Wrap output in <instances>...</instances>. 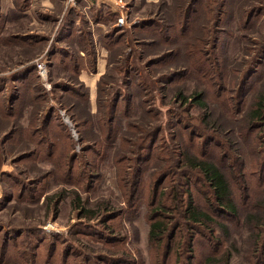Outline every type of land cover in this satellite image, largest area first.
I'll list each match as a JSON object with an SVG mask.
<instances>
[{"label": "rangeland", "instance_id": "obj_1", "mask_svg": "<svg viewBox=\"0 0 264 264\" xmlns=\"http://www.w3.org/2000/svg\"><path fill=\"white\" fill-rule=\"evenodd\" d=\"M97 3L0 0V264H264L245 222L264 122L244 118L264 93V0H122L121 27ZM195 154L225 169L237 218L184 176ZM188 190L215 236L186 229Z\"/></svg>", "mask_w": 264, "mask_h": 264}, {"label": "trees", "instance_id": "obj_2", "mask_svg": "<svg viewBox=\"0 0 264 264\" xmlns=\"http://www.w3.org/2000/svg\"><path fill=\"white\" fill-rule=\"evenodd\" d=\"M27 8H28V6H25L22 9V11H24ZM0 26H1V24H0ZM1 28H2V26H1ZM26 69H27V71L23 74V76H25L27 73L28 74L34 73V70H35V69L33 70L32 68H31V70H30V68H26ZM21 78L22 77L19 74V76L15 80L17 82H20ZM23 95L26 96V93H22L21 95L19 94V95L12 96L10 98V104L13 105V102H16L19 99H21L23 97ZM179 96H182V95L179 94ZM192 101H194V104H198V105H200L203 102L201 95L194 96ZM116 107H118V106L116 105L115 108ZM116 114H117V111L115 109L113 110V108H112L110 110V113H109V115H111L109 118L114 117V119H115ZM245 117H246L245 121L249 122L250 126H253V127H260V125L264 122V93H263L262 97L260 98L258 104H256V108L253 111L250 110L249 113L248 112L245 113L244 118ZM35 133L36 132L34 131V134ZM37 134H39V133L37 132L35 134V136H37ZM26 136L31 138L29 135H26ZM203 137H205V136H203ZM45 141L46 140H45L44 136H42V138L40 140H38L40 146ZM50 147H51V145H50ZM52 153H54V152H52ZM205 155H207V154L205 153ZM33 156H34V154H33ZM193 156L194 157H189V158L184 157L183 161L185 162L186 166H188V170L184 173V176L185 177L187 176L190 179H197V180L205 183L207 185V187L210 188L211 198L213 201H215L214 210L216 212V215L218 213H221L223 215L225 213H229V215H234L233 217L237 218L239 215V209H238V206L236 205V203L233 201L234 193L232 191V187L230 186V183L227 180V177H226L227 173L224 172L225 169H223V167L216 166L212 161L207 160L206 158H203L199 155L195 154ZM51 161L53 162V160H51ZM190 170L199 171V173L195 174L194 172H189ZM190 179L186 183V185L188 186L187 189H190V187H191ZM172 189H174V187H172ZM257 195L259 196L260 199H263L262 201H260V199L258 198L260 201L259 204L257 205V207H258L257 211L258 212L257 211L251 212V214L249 216H247V218H245V222L249 226V229L251 231L250 238L253 239L255 244L257 245V250H260L264 246V237H262V235L264 233V229H263L264 228V192L263 193L258 192ZM174 197L176 199V203H175L176 207L179 208L181 205V202L183 201V198L182 199L180 198V194L178 192L175 194ZM188 198H189V200H187V202L184 201L183 202L184 204L181 205V208H183V209L179 208L181 210V214L183 215L184 219L187 221L186 222V224H187L186 229L188 230V232L189 231H201V224H203L204 227H206V231H208L212 236H215L218 233L217 232L218 222H216L214 220L213 216L210 215L211 211L206 209L210 206V204L206 208L198 207L195 204L196 202L192 198V194H191L190 190H188ZM165 201H166V196L163 198V202H165ZM159 206L154 208V210L152 212L153 214H156L159 211L164 212V210H162V208ZM177 208H175V209H177ZM164 209H166V208H164ZM162 216H163V213H162ZM164 216H165V214H164ZM166 225H168V224H166V223L163 224V223H159L156 221L153 222V220H152L151 231H150L151 240H158L160 237H163V235H161V234L165 233V231H166L165 226ZM220 226H222L224 228V231L227 234V232H228L227 225L226 224L225 225L220 224ZM170 233H171L170 235H172V238L173 237L176 238V236H175L177 233L176 230L175 231L172 230ZM171 245L168 244L165 248H163V250H161L162 251V259L165 256L166 261L168 260L169 256H172V254H173V251H172L173 247ZM261 246H262V248H260ZM174 255L176 256V254H174ZM207 261H210V260L208 259ZM227 261H226V264H229L230 259L228 262Z\"/></svg>", "mask_w": 264, "mask_h": 264}, {"label": "built area", "instance_id": "obj_3", "mask_svg": "<svg viewBox=\"0 0 264 264\" xmlns=\"http://www.w3.org/2000/svg\"><path fill=\"white\" fill-rule=\"evenodd\" d=\"M67 6L74 8L75 6H77L79 4V2L81 0H65ZM116 5L119 8V13H120V17L118 19V26L121 27L122 25H124V21H125V17H124V12H123V8H124V4L122 3V0L116 1ZM39 69V73L41 76L45 77L46 76V71L44 69V64H39L38 66ZM44 69V70H43Z\"/></svg>", "mask_w": 264, "mask_h": 264}, {"label": "crops", "instance_id": "obj_4", "mask_svg": "<svg viewBox=\"0 0 264 264\" xmlns=\"http://www.w3.org/2000/svg\"><path fill=\"white\" fill-rule=\"evenodd\" d=\"M108 1H110V2H108ZM112 1H115V0H106V3H107V5H108V3H111L112 6H113L111 9H112V10H115V12L118 13L119 8H118V6L116 5V2L113 3ZM98 2H99V3L96 4L97 6H98L99 4H106V3L100 2L99 0H98ZM90 5H91V4H89V7H90ZM93 6H94V5H93ZM102 7H103V6H102ZM105 7H106V6H105ZM96 8H97V7H96ZM106 8H107V7H106Z\"/></svg>", "mask_w": 264, "mask_h": 264}]
</instances>
